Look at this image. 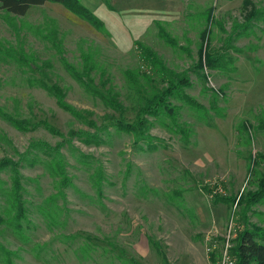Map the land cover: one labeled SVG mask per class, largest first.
<instances>
[{
	"label": "rangeland",
	"instance_id": "obj_1",
	"mask_svg": "<svg viewBox=\"0 0 264 264\" xmlns=\"http://www.w3.org/2000/svg\"><path fill=\"white\" fill-rule=\"evenodd\" d=\"M251 1L264 10V0ZM101 2L106 10L93 12L105 31L59 3L22 17L0 11V49L23 50L44 66L32 73L0 60V106L23 127L0 119V160L17 164L0 168V214L7 219L4 195L14 180L27 211L22 236L0 224V245L13 264H216L221 255L234 257L241 223L227 200L256 189L249 155H264V130L256 129L264 120V17L233 32L247 14L243 0ZM203 32L225 69L206 62L194 68ZM175 76L189 84L169 101L187 135L162 114H144L142 140L122 130ZM113 97L124 113L119 125L111 120L119 116ZM256 171L264 173V163ZM248 218L264 232V203ZM207 238L217 242L215 253L206 252ZM0 264H7L1 254Z\"/></svg>",
	"mask_w": 264,
	"mask_h": 264
},
{
	"label": "trees",
	"instance_id": "obj_2",
	"mask_svg": "<svg viewBox=\"0 0 264 264\" xmlns=\"http://www.w3.org/2000/svg\"><path fill=\"white\" fill-rule=\"evenodd\" d=\"M59 3L63 5L68 11L78 16L79 18L85 20L90 23L92 26L96 27L100 31L104 30L103 22L90 10H88L85 6H83L79 0H0V11H3L5 14H11L13 16L22 17L26 15L28 10L32 7L42 6L45 3ZM245 10H247V14L244 17V21L242 23H233L232 29L233 32L239 30H247L251 21H254L258 18L264 17V10L259 11L254 8V4L251 0H243V6ZM250 7V9L248 8ZM208 20L210 23H214L213 17L208 13ZM256 18V19H255ZM207 19V18H206ZM220 24V23H218ZM162 37L165 35H161ZM230 40V39H229ZM138 45V44H137ZM140 49L145 50L146 47L142 46L139 43ZM145 57L148 61L151 59H155L154 56L150 53L149 50L146 49ZM17 54V53H16ZM198 66H194V68L203 69V64L205 63L209 69H225V66L222 64L223 55L215 53L208 48L207 44V33L203 32V36L201 39V43L198 47ZM4 58H11L15 61L18 67L27 66L31 69V72H39L43 71L44 66H39L37 63L36 56L33 54H27L23 50H20L18 55H12L9 52L2 51L0 49V60H5ZM154 62V60H151ZM44 65H48L47 62ZM41 73V72H40ZM43 73V72H42ZM170 75V74H169ZM173 75V74H171ZM170 75V76H171ZM126 76L129 79H132V74L127 72ZM186 79L179 78V76H175L174 79H171L166 87L157 91L150 98L145 99L144 106L139 110L136 120L133 124L128 125L123 123L121 126L122 130L134 136L135 140H142V136L145 135L147 126V120L144 118V114L152 115L153 117H157L159 114L166 115L169 117L171 122L177 126L175 106L169 102L172 98H177L181 94V90L183 87H187L188 81L185 83ZM48 89L47 87H45ZM49 90V89H48ZM55 91H59L58 87H54L51 89ZM188 105L196 108H200L197 106L194 100L189 97H185ZM110 106L118 111V118H111V120H115L116 125H119L118 122H125L124 113L121 105L117 102L115 97H113L110 101ZM0 119L9 123L13 127L17 129H23L21 126V122L16 119V117L9 112H5V110L0 106ZM120 119V120H118ZM241 128L248 132L246 126L244 124L241 125ZM258 130H264V120H261L256 127ZM180 133L183 136H186L187 133L184 129L179 128ZM248 142H251L250 135L248 134ZM249 165H248V173L250 176H253L256 183V189L251 192H247L246 194H241L236 197H233L230 200H227L230 203L231 208L236 206L238 209V213L235 217H238L239 223H241V231L239 232V237L237 238L234 246L232 248V254L235 257V264H264V244L258 241L264 240V232L259 228H254L249 224L248 213L251 212V208L254 204L264 203V173H257V169L264 163V155L261 153H255L249 155ZM17 165L15 162H10L8 159L0 160V168L2 166ZM15 187L12 188V192H7L5 196V204H4V215L7 216V219H4L0 214V224L6 225V227L13 230L15 233L20 234L22 236V227L23 223L26 220V208L22 195H19L18 183L14 180ZM101 186V185H100ZM206 189V187H204ZM208 190V189H207ZM215 200L218 198L216 195H212ZM0 254L3 256L4 260L7 264H13L12 259L10 258V252H8L4 246L0 245Z\"/></svg>",
	"mask_w": 264,
	"mask_h": 264
},
{
	"label": "built area",
	"instance_id": "obj_3",
	"mask_svg": "<svg viewBox=\"0 0 264 264\" xmlns=\"http://www.w3.org/2000/svg\"><path fill=\"white\" fill-rule=\"evenodd\" d=\"M207 243L206 245V252L207 253H215L216 250L218 249V245L217 242L214 239H210L207 238L205 239ZM225 250H227V247L225 248ZM216 264H235V258L229 255H221L218 259H217V263Z\"/></svg>",
	"mask_w": 264,
	"mask_h": 264
},
{
	"label": "crops",
	"instance_id": "obj_4",
	"mask_svg": "<svg viewBox=\"0 0 264 264\" xmlns=\"http://www.w3.org/2000/svg\"><path fill=\"white\" fill-rule=\"evenodd\" d=\"M83 6H85L88 10H90L92 13H94L93 11H94V9H95V7H99V8H97L96 10H97V12L99 11V9L100 8H105V6L104 5H102V2H101V0H81V1H79ZM123 6H124V4H122ZM105 10H106V8H105ZM168 12V11H167ZM166 12V16L168 15V13ZM132 17V16H131ZM163 18V17H162ZM163 19H165V18H163ZM162 19V20H163Z\"/></svg>",
	"mask_w": 264,
	"mask_h": 264
}]
</instances>
